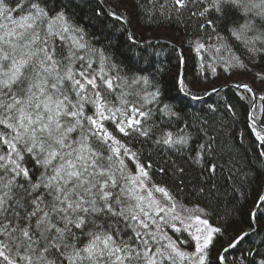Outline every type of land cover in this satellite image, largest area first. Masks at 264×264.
<instances>
[{
	"label": "snow or ice",
	"instance_id": "1",
	"mask_svg": "<svg viewBox=\"0 0 264 264\" xmlns=\"http://www.w3.org/2000/svg\"><path fill=\"white\" fill-rule=\"evenodd\" d=\"M82 6L93 4L0 0V264H264V188L237 233L227 229L238 208L225 204L224 222L213 223L210 204L189 208L153 182L160 157L159 171L181 181L178 190L187 179L197 200L219 205L251 183L218 147V106L189 119L165 103L154 61L130 31L195 25L186 42L205 79L218 63L248 71L264 62V0H131L122 13L96 6L95 17L126 34L119 54L111 41L88 39L76 19ZM254 80L264 84V71ZM177 86L201 99L183 77ZM234 87L236 102L224 107L235 116L247 106L264 157V90Z\"/></svg>",
	"mask_w": 264,
	"mask_h": 264
},
{
	"label": "trees",
	"instance_id": "2",
	"mask_svg": "<svg viewBox=\"0 0 264 264\" xmlns=\"http://www.w3.org/2000/svg\"><path fill=\"white\" fill-rule=\"evenodd\" d=\"M77 2L79 3V0ZM120 2L122 6H120ZM130 2L131 0H101V2L99 0H90L93 7L82 6L75 9L77 22L88 33V39L95 40L98 38V47L106 45L111 41L119 54L124 50L126 34H119L118 29L120 25L118 23L114 28V21L103 16L97 18L94 16V12L96 11V6H99L108 11L122 13ZM130 31L135 33L138 46L140 48H147L145 56L154 61L149 67V71H153L156 74L157 80L160 81L165 103H169L177 109H183L189 119L193 114L205 115L209 105L218 106V111L212 117L216 122L218 147L222 150L225 159L232 157L238 162L239 167L248 173L249 180L251 181L250 184L244 185L243 195L237 192L235 199H233L230 193L228 196L223 197L219 205H217L216 202L210 203L206 200H197L195 195L192 194V187L187 179L183 182L187 187L182 185L178 190L177 185H180L181 181L175 180L170 173L168 175L161 173L159 169L163 166L164 160L160 157H154V168L150 170L153 182L167 186L173 195L189 208L196 204H200L201 206L210 204L212 212L211 222L213 223L224 222L223 212L225 204H227L229 209L233 207L238 208L239 212L232 213V220L234 222L230 224L227 231L239 233L247 227L244 222L246 213L251 208L257 193L264 188V184H262V181H264V157L259 155L262 149L259 148L258 142L247 127V106L245 105L243 108L238 106L236 115L232 116L231 113L226 111L224 105L227 102H236L237 96L234 86L237 83H247L256 90L257 95L261 94V91L264 90V84L259 80H254V76L256 73L264 71V62L258 63L255 67H250L248 71L237 69L231 72L224 71L223 66L218 63L217 73L213 75L209 72L207 79H205V76L199 71L198 59L195 53L188 50L186 42V38H195V25H192L190 29H185L183 25H173L171 27L167 25L164 27L153 26L151 28L133 25ZM160 31L168 32L173 37L170 38V35L158 34ZM148 39L152 41L146 42ZM204 39L207 40V36ZM156 40L171 42V44H174V47L154 42ZM182 40H185L183 62L179 60L177 51L181 47ZM139 66L146 67L143 61ZM180 76L189 85L192 93L199 95L201 98L204 97V99L193 101L190 97H185L178 90L177 86ZM237 77L241 79L238 80ZM228 84L231 86L224 87L218 93H211L213 88L217 89ZM194 89L199 90L195 92ZM207 93H211V95H207ZM144 162L149 163L147 160ZM130 167L134 169V165H130ZM245 196H247L246 201L244 199ZM229 201L231 202L229 203ZM167 233L172 235L173 238H176L178 235L172 231H168ZM224 243H227V241L221 240L219 242V244ZM219 244L217 247H219ZM244 247H247V244ZM212 255L213 257L216 255L215 250Z\"/></svg>",
	"mask_w": 264,
	"mask_h": 264
},
{
	"label": "water",
	"instance_id": "3",
	"mask_svg": "<svg viewBox=\"0 0 264 264\" xmlns=\"http://www.w3.org/2000/svg\"><path fill=\"white\" fill-rule=\"evenodd\" d=\"M99 1L101 2V0H99ZM101 4H102V3H101ZM154 42L159 43V44H166V45H168V46L174 47L173 44H171V43H169V42H166V41L156 40V41H154ZM180 78H181V76H180ZM230 86H231V85L228 84V85H226V86H222V87L217 88V89H218V90H221V89H223L224 87H230ZM203 99H204V97H202L200 100H203ZM193 101H198V100H193Z\"/></svg>",
	"mask_w": 264,
	"mask_h": 264
},
{
	"label": "rangeland",
	"instance_id": "4",
	"mask_svg": "<svg viewBox=\"0 0 264 264\" xmlns=\"http://www.w3.org/2000/svg\"><path fill=\"white\" fill-rule=\"evenodd\" d=\"M120 6H122V3H121V2H120ZM158 34H161V35L166 34V35H170V36H169L170 38L173 37V35L170 34V33H168V32L160 31V32H158ZM148 40L151 41V39H148ZM169 43H171V42H169ZM173 45H174V44H173ZM237 79L240 80L241 78H240V77H237ZM198 90H199V89H194L195 92L198 91ZM157 195H158V194H157ZM177 226L179 227L180 225L177 224ZM165 231L168 232V231H172V230H171V228H165Z\"/></svg>",
	"mask_w": 264,
	"mask_h": 264
}]
</instances>
